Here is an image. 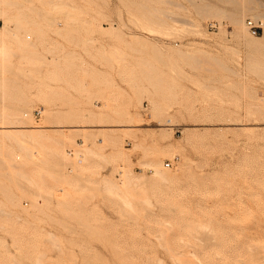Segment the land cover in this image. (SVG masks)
Here are the masks:
<instances>
[{"label":"rangeland","instance_id":"1","mask_svg":"<svg viewBox=\"0 0 264 264\" xmlns=\"http://www.w3.org/2000/svg\"><path fill=\"white\" fill-rule=\"evenodd\" d=\"M230 13L264 0L0 2V126L42 129L0 134V264H264V27Z\"/></svg>","mask_w":264,"mask_h":264},{"label":"bare ground","instance_id":"2","mask_svg":"<svg viewBox=\"0 0 264 264\" xmlns=\"http://www.w3.org/2000/svg\"><path fill=\"white\" fill-rule=\"evenodd\" d=\"M2 1H4V0H0V2H2ZM243 10V9H242ZM200 12H203L204 14H209V15H212L213 16V14L215 15V14H218V12H220V11H217V10H215V9H212V8H206V9H204V10H202V11H200ZM211 12H212V14H211ZM207 14V15H208ZM230 14H232V13H230ZM230 16V18H232L233 19V21H231L232 23H235V30H236V32H235V34L237 35V36H240V33L241 32H245V31H247L248 29H247V27L244 25V22H243V19L241 18V20L237 17V15H235V14H232V15H229ZM231 19V20H232ZM255 20V19H254ZM246 21V20H245ZM262 22V21H261ZM17 23H19V22H17ZM246 24V23H245ZM262 25H263V27H264V19H263V22H262ZM237 26V27H236ZM18 28H19V26H18ZM245 28L247 29V30H245ZM2 29H5L4 27L2 28ZM7 30V29H6ZM12 34H14V33H12ZM1 35V34H0ZM260 35V34H259ZM262 35H264V33L262 34ZM237 36H235V37H237ZM256 36V35H255ZM0 38H5V37H3L2 35L0 36ZM17 38V37H16ZM15 38V39H16ZM18 39V38H17ZM252 39V38H251ZM255 39V41H253ZM259 39H261V38H259V37H254L253 39H252V41H250V38H249V42H250V44H251V46H253L254 48H258V46H257V43H258V41H259ZM248 42V43H249ZM260 42H262V41H260ZM259 42V43H260ZM258 43V44H259ZM250 44H249V46H250ZM261 46V45H260ZM253 47H251V48H253ZM7 48H8V46L6 45V44H4V42L2 43L1 42V44H0V53H2L1 54V56H0V59L1 60H4L5 61V58H6V56L8 55V52H7ZM253 48V49H254ZM256 48V49H257ZM8 57V56H7ZM40 111V113L42 112L41 110H39ZM2 114V113H1ZM4 114L5 113H3V115H1V116H4ZM23 115H24V117L25 116H27L28 115V112H24L23 113ZM17 120V119H16ZM20 122H21V120H20ZM10 123V122H9ZM27 125H20V124H17V125H12V126H9V127H4V126H0V127H3V129H1V133L0 134H2V137H7V139H8V137H13L14 139H16L17 141H19V135H22V137H24L23 135H25L26 133H27V135H29V136H31V137H33L34 138V135H41V130L42 129H38L40 126H37L38 128L37 129H27L26 130V128L25 129H23V128H21V127H26ZM29 127V126H28ZM35 127V126H34ZM41 128V127H40ZM45 133V132H44ZM1 137V136H0ZM41 137V136H40ZM19 142H21V141H19ZM24 143V142H23ZM149 164V163H148ZM151 164H153V166H154V169H155V175H157L158 177H160L161 179L162 178H165V174H164V171L159 167V166H161L160 164H157V163H151ZM159 165V166H158ZM149 166V165H148ZM153 168V167H152ZM121 169H122V167H121ZM120 170V169H119ZM123 170V169H122ZM121 170V171H122ZM124 171V170H123ZM129 173L130 172H127L126 171V169H125V171H124V173H122V176L125 178V180L126 181H128L127 179L129 178ZM140 179H141V177H140ZM122 181H123V179H122ZM111 184L112 185H116V183H114V182H111Z\"/></svg>","mask_w":264,"mask_h":264},{"label":"built area","instance_id":"3","mask_svg":"<svg viewBox=\"0 0 264 264\" xmlns=\"http://www.w3.org/2000/svg\"><path fill=\"white\" fill-rule=\"evenodd\" d=\"M246 27L248 29V31L251 33V35H259L261 32H263V27H262V22L260 20H254L251 18H247L246 21ZM3 22L0 19V25H2ZM208 26L212 29H216L217 27H219V23L216 21H211ZM37 115H41L40 111H36Z\"/></svg>","mask_w":264,"mask_h":264}]
</instances>
